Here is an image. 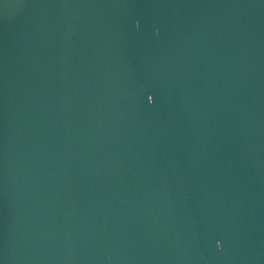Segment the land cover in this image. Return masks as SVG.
Instances as JSON below:
<instances>
[{"label":"water","instance_id":"1","mask_svg":"<svg viewBox=\"0 0 264 264\" xmlns=\"http://www.w3.org/2000/svg\"><path fill=\"white\" fill-rule=\"evenodd\" d=\"M0 264H264V0H0Z\"/></svg>","mask_w":264,"mask_h":264}]
</instances>
